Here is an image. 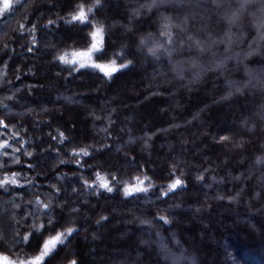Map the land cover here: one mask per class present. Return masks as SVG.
I'll return each instance as SVG.
<instances>
[{"label": "trees", "instance_id": "16d2710c", "mask_svg": "<svg viewBox=\"0 0 264 264\" xmlns=\"http://www.w3.org/2000/svg\"><path fill=\"white\" fill-rule=\"evenodd\" d=\"M74 3L26 0L0 14V103L7 105L0 107V119L16 126L11 131L0 129L4 133L0 139L19 131V138L10 143L15 148L24 145L12 153L20 164L11 163V156H0L8 160L12 172L22 173L21 187L0 190V213H4L0 215V251L18 250L20 235L43 219L29 215L36 208L28 201L39 194L46 202L55 186L61 189L56 199L65 205L62 225L74 220L79 232L48 264H68L69 254L79 264H172L155 243L157 233L178 264H264V165L256 163L258 156L264 157V121L256 115L264 110V91L236 90V86L243 88L249 73L259 79L258 73L264 71V41L253 43L257 37L253 24L261 5L250 4L238 13L234 24L226 17L239 8L237 0H225L219 8L207 0L168 5L129 24L128 0H102L95 18L105 25L106 52L97 62H107L121 45L127 52L118 62L132 60L128 69L109 81L91 69L70 73L54 59L89 44V27L81 30L58 19ZM160 12L189 16V32L202 41L209 35L220 40L228 32L242 38L227 51L224 43L204 53L185 46L172 54V63L167 56L156 60L147 55V47L138 45L142 37L157 32ZM49 20L56 23L45 28ZM20 24L28 29L35 25V33L21 35ZM250 45L260 50L243 56ZM226 56L232 58L222 69L201 71ZM189 60L195 66L182 65ZM173 64L183 69L182 79ZM58 131L68 138L63 145L49 135ZM221 135L231 136L234 142L243 140L244 146L217 143ZM88 145L92 155L79 157L84 167H77L68 154ZM26 151L32 157L24 155ZM61 160L67 162L61 164ZM29 163L34 167H27ZM174 164L179 166L175 174L185 181L184 187L158 199L161 187L170 182ZM96 172L108 179L117 177L112 193L100 190L97 194L96 189L82 187L84 179L90 183L96 179ZM201 173L203 182L196 179ZM145 174L157 187L126 198L124 183ZM213 177L222 182H213ZM72 208L79 211L73 213ZM159 215L171 223L155 220ZM145 220L153 221L152 225L142 224Z\"/></svg>", "mask_w": 264, "mask_h": 264}, {"label": "snow or ice", "instance_id": "6c2138e0", "mask_svg": "<svg viewBox=\"0 0 264 264\" xmlns=\"http://www.w3.org/2000/svg\"><path fill=\"white\" fill-rule=\"evenodd\" d=\"M26 0H2V5H0V14H7L11 12L16 5H22ZM193 2V0H128L130 4L129 8V24H131L136 19L150 15L155 10H158L162 7L172 5H183L185 3ZM208 3L212 4L214 7H221L225 0H207ZM239 3V8L232 12L230 16H227L230 24L236 23L239 19L238 13L243 12L250 4L259 3L261 5L259 11L260 16L256 17L253 27L257 30L256 40L264 41V0H237ZM102 6V0H75L73 9L67 13L66 16H60L58 19L63 21V23L69 26H80L81 30H84L85 27H89L90 30L87 32V38L89 44L86 48L83 49H72L71 52L65 51L61 54L54 57L61 64L67 66L71 72H80L83 69H91L94 72H97L100 75V78L112 80L113 77L125 70L132 65V60H127L124 63H119V60H123L124 55L127 52V47L121 45V47L113 53L112 58L107 62L101 63L97 62L101 55H104L106 52V29L105 25L100 23L95 18L96 11ZM255 16V14H253ZM158 25L156 33H149L147 37H142L139 41L138 47L143 49L147 47V55L159 60L162 56H167L169 62L172 63V54L178 49H182L185 46L188 48H195L200 53L211 50V48L217 43H224L226 45V51L229 50L233 43H239L242 37L237 36L233 37L230 32L225 33V35L220 39L216 40L209 35L207 41H202L198 36L189 32L190 17L185 15L183 18L172 17L165 15L160 12L158 14ZM56 21L49 20L47 24L44 25L47 28L49 25L55 24ZM21 35L25 31L29 33H35L36 26L33 25L32 28L28 29L24 24H20ZM36 37L32 35V44L35 45ZM151 44L149 47L148 44ZM7 47V45H5ZM33 49L29 47L28 51L31 52ZM259 48H254L252 45L249 46V51L243 56L252 55L253 53L259 51ZM232 57H220L214 59L212 64H210L208 69L204 70H213L222 69L225 66V63L228 59ZM236 58L240 59L241 54H236ZM184 63H191L195 66V61L189 60ZM173 70L176 72L178 78H183L182 73L183 69L179 64H173ZM198 75V74H197ZM259 79L256 76H253L249 73V80L243 85V88L236 86L238 92L243 93L244 88L258 89L264 91V71L258 73ZM19 78V77H17ZM233 85L229 83V89ZM228 95H231L229 91ZM11 99V97H9ZM222 99H227L223 97ZM0 107L7 108V105L0 103ZM262 121H264V110H261L257 113ZM198 114L193 116V119H197ZM191 123V121H189ZM243 123L247 126V120H244ZM16 126L14 124L7 123L4 119H0V129H7L11 131ZM254 130L253 127H248V131L251 132ZM101 131L107 132V128L101 129ZM52 141H55L59 145H63L68 138L65 136L64 132L58 131L56 135L49 134ZM147 135V134H146ZM4 133L0 132V137H3ZM20 136L19 131H12L11 136L8 139H0V156L9 157L11 156V163L20 164V158L12 156V153L20 152L24 147L23 144H20V147H12L10 140H17ZM148 139H151L148 136ZM217 143L229 144L232 143L236 148H242L244 146V141H233V138L229 135H221L216 141ZM147 140L145 141V147H148ZM103 147H107L104 145ZM264 147V145H262ZM11 148V152L8 149ZM93 148L91 145L81 147L79 149H73L68 154L69 158L74 161L77 167H84V163L78 159L79 157H90L92 155ZM95 151H100V149H95ZM28 157H32L33 153L31 151H26L23 153ZM67 161L61 160L60 163H66ZM256 163L264 165V157H257ZM27 167L32 168L34 165L31 163L27 164ZM91 167V165H89ZM179 166L174 164L172 165V171L169 173L170 182L166 186L161 187L159 197H167L170 193H174L184 187L185 181L180 177L176 176L175 170ZM205 172L208 170L205 169ZM66 175V174H65ZM181 175L183 171L181 170ZM22 176L21 172H12L7 159L0 160V190L7 191L10 186L21 187L19 184V177ZM96 179L93 182H89L87 179H84L82 182V187L85 190L96 189L97 194L100 190L112 193L114 191V185L117 182V177L115 175L111 176L110 179L102 177L100 172L95 173ZM61 177H57L60 179ZM197 181L203 182L205 180L204 174L201 173L196 177ZM239 179V177H236ZM213 182H222L216 181V178H212ZM29 184H32L33 181H28ZM210 186V185H208ZM52 191L48 193V199H41V196L37 194L34 200L28 201L29 204H32L36 211L29 213L33 216L35 220H41L40 223H33L29 231L20 235V238L16 241L17 245H20L17 251L13 252L11 250L0 251V264H48L50 258L57 255L60 251H63L66 247L70 238L78 234L79 229L75 226V221L71 220L68 222L69 226H63L62 221L64 220V204H61L59 200L56 199V195L61 192V189L51 186ZM157 186L152 181L151 177L144 175L142 178L137 176L134 177L132 181L124 183L122 186L123 194L126 198L132 197L137 194H146L155 189ZM77 191V189H73ZM230 200L236 199V197H229ZM55 202V203H54ZM59 207L61 209L60 213H57L55 209ZM78 208H72L71 212H78ZM27 217H25L26 219ZM107 217H101V220H106ZM155 220L162 221L163 224H170L171 221L165 215H159L154 217ZM100 221H97L99 223ZM142 224L152 225L153 221L145 220L141 221ZM157 239L155 243L159 246V251L164 253L165 260H171L172 264H178L176 257L170 254V249L165 243L164 239L160 236L159 233L156 234ZM33 241H39L38 244H33ZM143 243H149L144 241ZM178 243V241H176ZM27 249V250H26ZM34 253V254H33ZM71 257L68 259V264H79L78 260L74 257V254H69Z\"/></svg>", "mask_w": 264, "mask_h": 264}, {"label": "rangeland", "instance_id": "374dc122", "mask_svg": "<svg viewBox=\"0 0 264 264\" xmlns=\"http://www.w3.org/2000/svg\"><path fill=\"white\" fill-rule=\"evenodd\" d=\"M185 63L183 62L182 65H184ZM144 65V63H140V66L142 67ZM4 214V213H3ZM2 212L0 213V215L2 216L3 215ZM184 259H181V261H183Z\"/></svg>", "mask_w": 264, "mask_h": 264}]
</instances>
